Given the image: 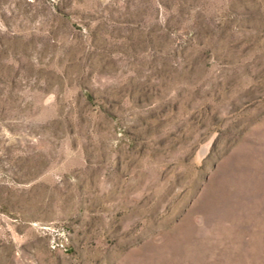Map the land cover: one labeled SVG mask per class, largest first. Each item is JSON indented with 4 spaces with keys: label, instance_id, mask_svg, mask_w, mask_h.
<instances>
[{
    "label": "rangeland",
    "instance_id": "rangeland-1",
    "mask_svg": "<svg viewBox=\"0 0 264 264\" xmlns=\"http://www.w3.org/2000/svg\"><path fill=\"white\" fill-rule=\"evenodd\" d=\"M0 264H264V0H0Z\"/></svg>",
    "mask_w": 264,
    "mask_h": 264
}]
</instances>
